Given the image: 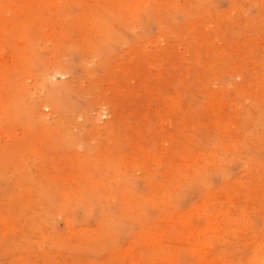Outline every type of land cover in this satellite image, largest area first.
Masks as SVG:
<instances>
[{
  "label": "rangeland",
  "instance_id": "1",
  "mask_svg": "<svg viewBox=\"0 0 264 264\" xmlns=\"http://www.w3.org/2000/svg\"><path fill=\"white\" fill-rule=\"evenodd\" d=\"M0 264H264V0H0Z\"/></svg>",
  "mask_w": 264,
  "mask_h": 264
},
{
  "label": "bare ground",
  "instance_id": "2",
  "mask_svg": "<svg viewBox=\"0 0 264 264\" xmlns=\"http://www.w3.org/2000/svg\"><path fill=\"white\" fill-rule=\"evenodd\" d=\"M143 1H144V0H143ZM238 91H239V90H238ZM239 92H240V91H239ZM254 138H255V137H254ZM256 140H257V139H256ZM232 142H234V141H232ZM230 143H231V142H230ZM231 144H232V143H231ZM233 144H234V143H233ZM233 144H232V145H233ZM232 145H231V146H232ZM237 146H238V145H236V147H237ZM234 152H235V151H234ZM223 156H224V155H223ZM222 159H223V158H222ZM224 159H225V158H224ZM249 194H250V193H249Z\"/></svg>",
  "mask_w": 264,
  "mask_h": 264
}]
</instances>
